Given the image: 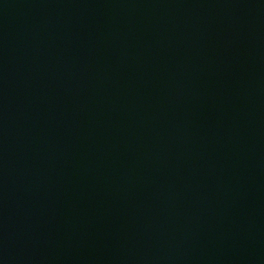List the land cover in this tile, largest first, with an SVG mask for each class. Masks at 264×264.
Wrapping results in <instances>:
<instances>
[{"label": "water", "instance_id": "obj_1", "mask_svg": "<svg viewBox=\"0 0 264 264\" xmlns=\"http://www.w3.org/2000/svg\"><path fill=\"white\" fill-rule=\"evenodd\" d=\"M0 264H264V0H0Z\"/></svg>", "mask_w": 264, "mask_h": 264}]
</instances>
